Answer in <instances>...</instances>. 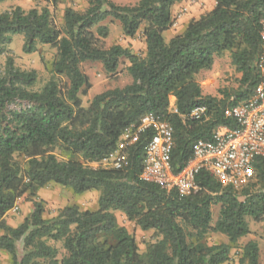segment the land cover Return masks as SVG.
I'll return each mask as SVG.
<instances>
[{
    "label": "trees",
    "instance_id": "obj_1",
    "mask_svg": "<svg viewBox=\"0 0 264 264\" xmlns=\"http://www.w3.org/2000/svg\"><path fill=\"white\" fill-rule=\"evenodd\" d=\"M51 1L54 6L61 0ZM182 1L117 5L87 0L83 11L64 9L61 27L48 8L25 11L17 6L0 13V55L15 35L23 36L26 54L38 44L56 51L52 76L39 91L32 89L36 72L15 68L10 58L0 75V252L12 264H57V250L48 240L62 244L65 255L59 264H225L232 246L250 233L246 218L264 220L263 158L252 164L255 182L240 189L224 186L204 171L195 176L199 191L187 196L141 179L152 135L151 130H139L144 118L170 125L169 161L176 174L190 160L195 142L210 140L220 126L237 127L229 111L247 100L259 82L255 65L264 0H213L211 11L166 41L163 34L173 26L171 9ZM107 19L118 22L126 38L141 33L144 55L120 45L106 48L109 30L101 24ZM226 52L241 75L238 87L221 90L220 97L203 95L196 75L211 70L215 57ZM121 59L129 64L131 83L97 94L83 107L80 95L87 94L90 83L80 66L97 62L113 74ZM171 98L176 113L170 111ZM196 109H203L198 119L191 117ZM126 131L130 139L119 150ZM118 152L119 168L92 166ZM48 184L68 187L76 195L98 191L97 210L68 205L45 219L35 196ZM26 195L34 200L32 212L12 228L5 217ZM212 206H219L214 226ZM115 212L160 239L139 253ZM185 228L191 230L192 242ZM210 230L226 236L228 243L208 245L205 235ZM240 262L259 264L257 243L244 244Z\"/></svg>",
    "mask_w": 264,
    "mask_h": 264
},
{
    "label": "rangeland",
    "instance_id": "obj_2",
    "mask_svg": "<svg viewBox=\"0 0 264 264\" xmlns=\"http://www.w3.org/2000/svg\"><path fill=\"white\" fill-rule=\"evenodd\" d=\"M117 5H134L139 0H111ZM195 2L186 1V7H181L173 15V26L163 34L164 39L168 41L174 35L180 34L184 30L185 23L189 22L190 17H196V11H192L190 7L194 6ZM202 7H208V4L201 1ZM28 11L36 8H48L53 15L55 24L58 27L62 26L63 11L66 8H71L76 11H83L87 7V0H61L56 5H52L51 0H3L0 3V13L8 11L14 7ZM199 6V5H198ZM201 7V8H202ZM197 8H200L197 7ZM207 13V12H206ZM186 19H185V18ZM185 19V21H183ZM101 25H104L109 30V35L105 39V47L113 45H120L128 48L132 53L143 56L145 53V41L141 33L137 34L134 38H126L121 31L118 22L110 21L107 19ZM187 25V24H186ZM181 27V28H180ZM24 38L22 35H15L12 37L11 43L6 46L3 54L0 55V75H3L6 68V61L8 58L12 59L15 68L21 71H35L36 83L32 87L34 91H39L44 84L51 78L50 64L52 63L56 51L47 45L38 44L35 52L26 54L22 51ZM128 62L121 59L117 71L113 74H107L100 63L86 62L80 68L85 74L90 83V89L87 94L80 95L82 106L87 108L92 98L106 90L114 88H123L129 85L132 81L127 72ZM241 75L235 72L234 67L231 65L230 53L226 52L221 57H215L213 66L209 71H201L195 77L196 82L199 84L203 95H210L220 97L221 90L231 91L238 87V80ZM171 108V105H170ZM121 144L119 149L121 150ZM54 154L58 159H63L64 155L58 149L54 150ZM119 157V152L112 156L105 162H102L96 167H110L114 160ZM256 180V171L252 165L247 177V183L253 184ZM238 188V187H237ZM240 189V187H239ZM99 197L98 191H91L81 195H76L68 187H61L56 184H48L43 189L39 190L35 198L43 204L45 219L55 217L58 212L68 205H76L81 211H95L97 210V200ZM242 199V198H241ZM34 200L28 195L19 199L16 203V211H12L6 215V223L12 227L17 228L23 220L30 215L33 209ZM212 220L211 226H214L218 218L219 206H212ZM117 223L123 227L127 232L133 236L138 246L139 253H143L148 244L154 243L160 239L153 231H142L134 223L129 222L126 217L120 213L115 212ZM250 233L236 242L230 251L229 260L225 264H242L240 258L242 256V248L244 244L255 237L259 242L261 248L264 250V220L259 222L254 221L252 218H246ZM187 238L192 242L191 230L185 228ZM205 241L208 245L228 243L226 236L213 232L210 230L205 235ZM46 243L57 250V264L64 257L65 251L60 242L46 241ZM22 240L17 242L18 254L22 252ZM0 264H12L10 257L0 252ZM38 264H48L46 262H39Z\"/></svg>",
    "mask_w": 264,
    "mask_h": 264
},
{
    "label": "built area",
    "instance_id": "obj_3",
    "mask_svg": "<svg viewBox=\"0 0 264 264\" xmlns=\"http://www.w3.org/2000/svg\"><path fill=\"white\" fill-rule=\"evenodd\" d=\"M255 66L259 82L252 95L229 111L237 127L220 126L210 140L195 142L190 160L179 173L174 174L170 168V125L149 117L142 120L139 130L152 132L145 149L142 181L155 184L166 192L175 191L180 196L199 191L195 176L200 171L207 172L224 186L246 185L253 162L258 158L264 159V21L261 23L260 52ZM171 112L176 113V109ZM202 113L203 109H196L191 117L198 119ZM129 133L126 131L120 140L122 148L123 142L130 139ZM118 160L119 157L112 164L115 168L120 167L116 163ZM16 210L15 206L12 211Z\"/></svg>",
    "mask_w": 264,
    "mask_h": 264
},
{
    "label": "crops",
    "instance_id": "obj_4",
    "mask_svg": "<svg viewBox=\"0 0 264 264\" xmlns=\"http://www.w3.org/2000/svg\"><path fill=\"white\" fill-rule=\"evenodd\" d=\"M186 1H188L189 3L192 1V2H195L196 0H184V1H182V2H180V3H178V4H176V5H174L173 7H172V9H171V14H172V17H173V15L176 13V11H178L181 7H186ZM201 1H204V2H206L207 4H208V7H202V3H201ZM200 6V8H197V7H199ZM214 5H215V3H214V1L213 0H198V2L196 3V4H194V6H192V7H190V9L194 12V11H196V17L195 18H193V17H190V18H188L189 19V21H191V20H193V19H197V18H199V16H201V15H203V14H205L206 12H209V11H211L212 9H213V7H214ZM202 7V8H201ZM185 18V17H184ZM186 19V18H185ZM185 19L183 20V21H185ZM185 23V26H186V24H188L187 22H184ZM184 26V27H185ZM181 28V27H180ZM170 105H171V108H170V110L171 111H173L174 109H175V99L174 98H171V100H170ZM92 166L93 167H96V166H98V164H92ZM11 211H9L7 214H9ZM248 241H253V242H255V243H257V245H258V250H259V264H264V250L261 248V246H260V242L255 238V237H252L250 240H248ZM247 241V242H248ZM246 242V243H247Z\"/></svg>",
    "mask_w": 264,
    "mask_h": 264
}]
</instances>
